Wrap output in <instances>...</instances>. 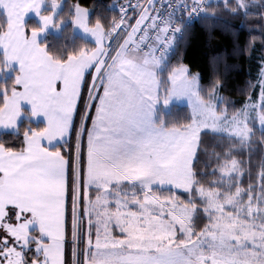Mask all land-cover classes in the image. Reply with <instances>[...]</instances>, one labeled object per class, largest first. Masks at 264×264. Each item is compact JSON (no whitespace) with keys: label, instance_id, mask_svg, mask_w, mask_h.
Instances as JSON below:
<instances>
[{"label":"snow or ice","instance_id":"snow-or-ice-1","mask_svg":"<svg viewBox=\"0 0 264 264\" xmlns=\"http://www.w3.org/2000/svg\"><path fill=\"white\" fill-rule=\"evenodd\" d=\"M62 3L0 0V71L19 66L0 84V127L17 141L0 142V264H264V0H124L107 24L80 0L57 16ZM220 8L255 21L244 52L261 44L239 106L218 77L205 87L171 61ZM29 11L42 22L30 35ZM66 20L96 46L38 43ZM174 97L189 118L155 123ZM22 102L47 126L17 129Z\"/></svg>","mask_w":264,"mask_h":264},{"label":"trees","instance_id":"trees-1","mask_svg":"<svg viewBox=\"0 0 264 264\" xmlns=\"http://www.w3.org/2000/svg\"><path fill=\"white\" fill-rule=\"evenodd\" d=\"M73 2L75 0H63L57 16L64 15L67 5ZM80 3L90 9L89 23H94L97 18H100L107 24L113 15L119 16L118 6L124 4V0H80ZM46 10H48L47 5L43 14ZM252 23H255L252 19L245 20L243 17H232L226 10L220 8L217 10L216 17L210 21H200L189 28L172 54L171 61L174 63L178 57L182 58L183 62L190 66L192 72L199 73L201 82L205 87L218 77L222 81L220 89L222 95L234 105L239 106L245 99L244 93L248 82L256 80L259 68L260 41H256L251 56L243 51L250 35V30L246 25ZM33 27L39 28V25L36 20L29 19L26 24L28 34ZM41 44L46 45L49 51L59 50L63 45H66L63 49L65 52L69 50L78 51L81 46L95 47L91 41L76 35L70 20H66L61 25L59 34L48 33ZM18 71V69L11 67L0 71V84L7 87L13 83ZM80 107L82 108L83 105L81 104ZM189 116L190 109L186 106L175 105L171 106L169 110L160 106L155 123L159 124L163 120L165 126L172 123L178 124L187 120ZM29 125L31 129L35 130L44 128L43 124L33 123L29 113L24 112V118L19 129L26 130ZM15 135L16 133L0 131V142L10 141V143H6V147L15 148L17 146V141L13 139ZM213 143L214 141L210 138L206 140L210 149Z\"/></svg>","mask_w":264,"mask_h":264},{"label":"crops","instance_id":"crops-1","mask_svg":"<svg viewBox=\"0 0 264 264\" xmlns=\"http://www.w3.org/2000/svg\"><path fill=\"white\" fill-rule=\"evenodd\" d=\"M46 5H42V9H41V14H43V11L45 9ZM61 7H62V4L60 6V8L57 10V14L60 12L61 10ZM29 19H34L36 20V22L38 23L39 27H42V22L39 18V16H37V14L34 12V11H29L25 17H24V24H25V27H26V24H27V21ZM53 29L52 27H49L46 29V34L44 36H42L41 33L38 34V37H37V40H38V43L41 44V42L44 40V38L46 37V35L48 33H51L53 32ZM27 31V30H26ZM74 32L76 33V35L86 39V40H89L91 41L92 43L95 44L96 46V42H95V38L90 34V33H84L82 29H80L79 27H76L74 26ZM30 35V33H29ZM11 68H16L19 70V66H18V63L17 62H12V65H11ZM186 106L190 109V106H189V103L187 102V99H176V98H172V100L169 102L168 105H164L163 102H160L156 105L155 107V110H154V122H155V118H156V114L158 112V109L160 106H162V108L166 109V110H169L171 106ZM24 112H28L29 115H30V119L33 123L35 124H43L44 127L47 126V119L46 117L43 115V114H39L35 117L31 116V105L28 104L27 102H22L21 103V116L18 118L17 120V129H19V126L24 118ZM0 131L1 132H8V133H16V130L14 129H4L2 127H0ZM61 145V141L59 139H57L56 141H53L50 145H48L51 149H55L56 147L60 146Z\"/></svg>","mask_w":264,"mask_h":264},{"label":"rangeland","instance_id":"rangeland-1","mask_svg":"<svg viewBox=\"0 0 264 264\" xmlns=\"http://www.w3.org/2000/svg\"><path fill=\"white\" fill-rule=\"evenodd\" d=\"M53 32L54 33H56V34H59L60 33V29L59 30H57V29H53ZM42 34V36H44L45 34H46V30L44 31V32H42L41 33ZM175 98V97H174ZM176 99H178V98H176ZM179 99H187V98H179ZM187 102L189 103V101L187 100ZM69 259H70V257H69Z\"/></svg>","mask_w":264,"mask_h":264},{"label":"built area","instance_id":"built-area-1","mask_svg":"<svg viewBox=\"0 0 264 264\" xmlns=\"http://www.w3.org/2000/svg\"><path fill=\"white\" fill-rule=\"evenodd\" d=\"M130 11V14H131V9L129 10ZM201 20L199 19V18H195L193 21H192V25H191V27L193 26V25H195V24H197L198 22H200ZM183 37V36H182ZM182 37L179 39V41H178V44H179V42H180V40L182 39Z\"/></svg>","mask_w":264,"mask_h":264},{"label":"clouds","instance_id":"clouds-1","mask_svg":"<svg viewBox=\"0 0 264 264\" xmlns=\"http://www.w3.org/2000/svg\"><path fill=\"white\" fill-rule=\"evenodd\" d=\"M55 2L59 3V0H55Z\"/></svg>","mask_w":264,"mask_h":264}]
</instances>
